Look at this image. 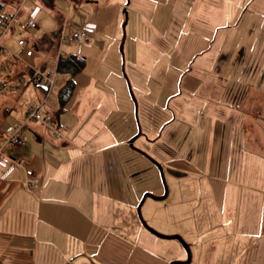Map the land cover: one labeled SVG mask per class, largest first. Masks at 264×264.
I'll list each match as a JSON object with an SVG mask.
<instances>
[{
  "label": "rangeland",
  "instance_id": "obj_1",
  "mask_svg": "<svg viewBox=\"0 0 264 264\" xmlns=\"http://www.w3.org/2000/svg\"><path fill=\"white\" fill-rule=\"evenodd\" d=\"M10 1L0 0V14L12 11L7 5ZM191 1L99 0L95 7L84 4L85 8H76L68 0H54L53 12L62 14L67 23L59 26L53 12L42 9L37 29L30 31L31 36L40 38L63 26V39L58 35L50 53L60 41L59 53L69 56L81 46L73 42L76 30L85 22H96L99 30L83 46L80 56L86 64L74 77L75 89L63 106L61 123L75 131L81 125L87 129V120L95 123L100 117L104 130L117 131L121 140L130 141L139 129L141 133L133 145L135 150L141 146L139 152L127 144L114 151V161L111 152L97 157L102 161L97 177L103 183L119 178L120 192L110 191L111 198L106 201L114 215L113 231L105 233L104 242L94 248L80 249L88 253L84 264H104L95 259L99 253L101 259L114 257L125 264L129 251V264L185 261L186 251L178 241L151 235L137 217L144 194L164 195L153 160L163 168L168 196L163 201L147 199L142 206V218L150 228L164 236H180L189 246L190 264H264L262 169L255 165L252 153L240 149L242 138L249 145L264 146V104L251 99L235 101L248 86H258L264 92V0L248 3L241 10L246 0H229L227 4V0H216L211 9H192L188 7ZM32 8L29 2L24 4L25 13ZM13 34L14 30L7 40ZM7 47L19 54L14 41L9 40ZM24 60L33 68L44 61L47 73L56 68V58L51 55L35 53ZM8 66L10 78L22 85L0 94V126L17 122L32 103H41L39 95L45 100L44 112L56 121L59 92L68 75L61 74L45 99L46 92L30 80L23 64L9 61ZM214 67L218 73L213 72L206 90L192 97L187 108L192 112L187 111L185 120L182 116L165 129L177 118L178 107L188 100L185 94L178 96L183 74ZM213 82L215 88L210 89ZM83 87L87 90L81 92ZM220 87L232 91L224 96ZM76 103L74 117L69 109ZM75 121L79 124L72 128ZM25 131V137H32L28 128ZM157 139L159 143L154 145ZM178 159L190 163L193 171L184 174L172 169ZM168 171L183 177L165 174ZM111 244L117 247L112 256Z\"/></svg>",
  "mask_w": 264,
  "mask_h": 264
},
{
  "label": "crops",
  "instance_id": "obj_2",
  "mask_svg": "<svg viewBox=\"0 0 264 264\" xmlns=\"http://www.w3.org/2000/svg\"><path fill=\"white\" fill-rule=\"evenodd\" d=\"M68 1L70 6L73 5L76 8H85L84 4L95 7L99 3V0ZM214 1L216 2V0H192L188 7L192 9H211L210 7ZM228 1H226V4ZM254 1L246 0L240 10L246 8L248 3ZM7 5L12 10L9 12H13L18 7V2L11 0ZM38 5L41 8V12L42 9L53 12L54 1L51 6L44 3V1H40ZM144 6H147V3H144ZM170 6H174V4L172 3ZM213 7L216 10V7ZM55 12L53 14L58 25H62L63 21L65 24L64 18L62 21V14ZM25 16L26 13L23 10L21 13L22 24ZM85 23L96 25V31L92 36L94 37L99 30V25L96 22ZM53 33L45 35L51 36ZM28 37L36 45L34 54L51 55L56 58V64L60 56H66L60 53L58 55L60 41L56 44L55 51L57 50V53L55 54V51L50 53L51 49L42 51L38 48V40L42 36L35 38L29 32ZM82 53L83 47L79 53L78 49H76V54L81 55ZM37 63L35 68L42 70L46 68L44 61H38ZM213 72L218 73L216 67L209 71H200L198 69V74L191 72L183 74L180 82L181 92L178 96L185 94L188 96V100L178 107L177 118L175 117L173 122L168 123L165 129L170 128L182 116L183 120L186 119L184 115L193 100L192 97H196L206 90ZM200 73L208 74L201 75ZM225 77L228 78L229 76L225 75ZM209 88H215V82ZM80 90L81 92L86 91L87 87H83ZM218 90L220 91L219 88ZM221 90L225 92L224 96L227 92L230 93L232 91L231 89L228 90V87L221 88ZM263 98L264 92L259 90L258 86H248L242 92H239V97L237 96L235 101L238 100L242 103L246 99H251L262 106L264 104ZM38 99H41V103H45L41 95H39ZM78 106V103H76L69 109V112L73 111L75 114ZM231 111H234L233 107ZM25 112L17 122L0 126V131L9 124L21 122L24 119ZM191 112L189 110L187 114ZM100 113L104 114L101 109ZM224 114L226 113L224 112ZM111 115L108 117H111ZM73 116L76 117V114ZM99 119L100 117L97 118L95 123L87 120L86 127L91 131L84 129V127L82 128V125L76 126L75 128L77 129L75 131L69 130L65 126L67 131L64 135V140L61 141L56 140L46 126L39 122V124L31 122L26 126L32 132V137L24 136L25 128L23 133L25 145L13 150L8 155L12 159L22 161L25 169L32 171L31 180L26 176L24 169L12 167L6 170L0 167V264H84L88 253L84 254L80 249L84 248V246H86V250L88 248L91 249L92 246L94 248L96 244L99 245L104 242L105 233L113 231L112 219L114 215L109 212L106 201L111 198L109 196L111 195L110 191L113 192L116 189L117 192H120V180L119 178L118 180L112 178L109 183L101 182L102 178L97 177L96 170H100L102 161L99 162L97 157L104 152H111V158L114 161V151L121 146H127L129 139L121 140V135L115 130L109 129L105 131L104 129L106 128L103 127L104 121L101 123ZM56 122L64 126L61 123L60 115H56ZM83 122L82 124H84ZM73 123L72 128L75 124H79L76 121ZM101 124L102 126L99 128ZM94 127L98 129L93 130L92 128ZM159 140L157 139L154 145L158 144ZM137 147L141 148V146ZM240 149L244 153H252L255 165L260 166L262 169L261 176H259V186H261L260 192L264 194V146L249 145L248 140L242 138ZM259 153L261 156L256 155ZM170 167L184 174L193 171V166L184 159L174 160L173 166ZM101 184L103 188L99 189ZM233 184L237 187L240 183ZM240 185L245 189L250 188V186L244 184ZM104 189H106L105 193ZM97 235L101 236V241H99L100 239H95ZM109 247L111 249L110 256H112L115 254L114 247H117L115 244H111ZM99 255L100 253L97 254L95 259L102 260L101 263L119 264L114 257H102L101 259ZM127 256L128 260L126 261L128 263L125 264H129V257L131 258L132 253L129 251Z\"/></svg>",
  "mask_w": 264,
  "mask_h": 264
},
{
  "label": "built area",
  "instance_id": "obj_3",
  "mask_svg": "<svg viewBox=\"0 0 264 264\" xmlns=\"http://www.w3.org/2000/svg\"><path fill=\"white\" fill-rule=\"evenodd\" d=\"M18 7L13 12L0 14V94L10 92L20 88L22 83L20 80L10 78L11 71L8 66L9 61H16L23 64L27 68V74L30 79L42 87L45 92V99H47L51 89L58 84L61 73L55 70L53 72H45L40 68H33L26 64L25 58L34 56L36 45L33 43L28 34L31 30L37 29L36 20L41 13V8L38 5L43 0H16ZM29 2L33 8L26 13L23 24L21 23V13L24 10V4ZM14 30V34L8 38L7 36ZM63 28L59 32L60 40L63 39ZM96 31V25L92 23H84L73 36L74 42L78 46V53L80 49L88 44ZM12 40L19 49V54H14L7 47V42ZM59 55V51H58ZM45 102V100H44ZM44 103H35L28 107L25 112L24 119L16 124H9L0 131V167L9 170L12 167L25 170V174L29 180L32 178V171L25 169L22 161L12 159L8 154L15 149H19L25 145L24 130L31 122H39L51 132L53 137L58 140H64V135L67 131L65 126L60 125L54 121L51 116H48L43 109ZM29 185V181H28Z\"/></svg>",
  "mask_w": 264,
  "mask_h": 264
},
{
  "label": "trees",
  "instance_id": "obj_4",
  "mask_svg": "<svg viewBox=\"0 0 264 264\" xmlns=\"http://www.w3.org/2000/svg\"><path fill=\"white\" fill-rule=\"evenodd\" d=\"M43 1L44 3L49 4L51 6V3H53L54 0H43ZM1 8H2V4L0 3V10ZM59 30L60 28L56 32H54L51 36H47V35L42 36L38 40V46H39L38 48H40V50L42 51H47L52 49L55 46L54 44H55V40L58 37ZM85 63H86L85 59L77 54L69 55V56H60L58 58L56 64L57 71L60 72L61 74L68 75L69 78L59 92L60 109L56 114L57 116L63 113L64 111L63 106L72 96L73 91L75 89L74 77L84 69ZM33 83L36 84L35 82Z\"/></svg>",
  "mask_w": 264,
  "mask_h": 264
},
{
  "label": "water",
  "instance_id": "obj_5",
  "mask_svg": "<svg viewBox=\"0 0 264 264\" xmlns=\"http://www.w3.org/2000/svg\"><path fill=\"white\" fill-rule=\"evenodd\" d=\"M126 25V21L124 23V26L123 28L125 27ZM124 40L125 38L123 37L122 39V42H121V48H120V51L122 52V48H123V44H124ZM131 96H132V93L130 92ZM141 135L140 133V129H139V132H138V135L136 137H134L133 139H131L129 142H128V145L130 148L134 149L133 148V145L134 143L136 142V140L139 138V136ZM135 150V149H134ZM140 150V149H139ZM139 150H135L137 152H139ZM154 163V165L157 166L159 172H160V177H161V181L164 185V195L161 196V197H156V196H153L151 194H144V196L142 197L141 201L139 202L138 206H137V217L141 223V225L143 226V228L148 232L150 233L151 235L157 237V238H160L162 240H176L178 241L182 247L184 248V250L186 251V255H187V258L185 261H172L170 262L169 264H190L191 262V252H190V249H189V246L185 243V241L180 237V236H177V235H172V236H164V235H161L159 233H157L154 229L150 228L147 223L143 220L142 218V215H141V208L142 206L144 205L145 201L147 199H152L154 201H163L165 199H167V196H168V189H167V186H166V183H165V180H164V173H163V168L161 165L158 164V162H156L155 160L152 161Z\"/></svg>",
  "mask_w": 264,
  "mask_h": 264
},
{
  "label": "flooded vegetation",
  "instance_id": "obj_6",
  "mask_svg": "<svg viewBox=\"0 0 264 264\" xmlns=\"http://www.w3.org/2000/svg\"><path fill=\"white\" fill-rule=\"evenodd\" d=\"M165 174H169V175H171V176H175V177H182V175L181 174H178V173H173V172H171V171H168V172H165ZM186 258H187V256H185V260H186Z\"/></svg>",
  "mask_w": 264,
  "mask_h": 264
}]
</instances>
